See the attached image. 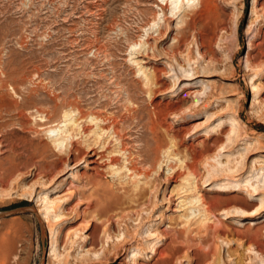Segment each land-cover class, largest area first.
<instances>
[{"label":"rangeland","instance_id":"374dc122","mask_svg":"<svg viewBox=\"0 0 264 264\" xmlns=\"http://www.w3.org/2000/svg\"><path fill=\"white\" fill-rule=\"evenodd\" d=\"M194 1L186 6L194 9L190 8V13L186 9L194 18L193 26L179 18H167L160 21L157 33L149 29L155 12H159L154 7L157 0H0V66L5 71L4 76L0 75V212L25 209L0 219V244L1 238L13 240L8 264H57L64 258L67 264H257L264 260L262 253L248 251V243L237 234L238 229L263 224L264 208L260 215L248 219L221 220L227 228L218 233L186 234L172 211L168 195L172 185L162 177L164 170L144 185L145 196L129 192L115 204L92 191L89 181L80 177L82 171L90 173L88 157L75 164L63 149L60 152L52 148L46 134L38 129V121L32 119L35 107H52L54 94L59 96L58 104L75 102L85 112L105 113L118 124L123 149L131 153L139 168H145L144 160L151 158L147 152L152 142L150 102L176 103L180 107L167 115L168 135L163 129L157 130L162 131L159 136L167 143L173 142L171 132L181 127L188 130L182 136V145L173 148L176 160L172 164L189 162V143L199 150L200 139L206 142L209 158L219 155L218 145L211 143V138L218 137L227 151L216 158L222 163L230 156L244 163L247 173L264 167V0H211L212 7L201 12L195 9L198 0ZM133 42L141 44L131 49ZM134 58L144 62L141 65L149 69L147 72L157 69L162 86L157 88L154 78L145 82L133 64ZM195 71L200 77L192 81L180 79ZM250 80L259 88L255 96L247 88ZM184 84L190 87L183 89ZM148 88L154 91L152 97ZM6 101L15 103L16 108H4ZM20 112L26 126L19 124ZM229 118L238 122L230 134L231 141L227 140L231 124L224 125L223 132L208 131L209 124ZM114 147L111 142L108 150ZM117 158L116 166H120L122 159ZM254 158L260 161L253 163ZM53 164L58 168L54 169ZM11 168L13 172L2 177ZM198 171L206 175L201 166ZM247 173L240 177L245 178ZM96 180L99 193L106 188L122 194L112 170H105ZM201 192L208 197L246 195L244 191L222 193L205 188ZM43 197L57 201L55 206L61 215L55 246L57 260L48 257L49 234L36 214L37 208H42ZM61 198L67 203L58 202ZM79 200L83 204L91 201L92 206L101 203L100 213L90 209L77 216L84 207ZM232 202L219 200L218 210L240 206L239 201ZM94 226V238L82 240V235ZM66 232L77 236L71 239Z\"/></svg>","mask_w":264,"mask_h":264},{"label":"bare ground","instance_id":"6f19581e","mask_svg":"<svg viewBox=\"0 0 264 264\" xmlns=\"http://www.w3.org/2000/svg\"><path fill=\"white\" fill-rule=\"evenodd\" d=\"M157 1H158V4L154 5V7L156 9H158L159 12H155V14H154V16L150 22L149 29H153V30L155 29V31L157 33H160L159 23H160V21L164 22L167 18H171L172 20L179 18V20L184 22L185 25H187L189 27L193 26V22H194L193 19L194 18H191L190 14H189L191 12V10H190L191 7L188 8L190 11H189V13H187L186 12V9H187L186 6L187 5L189 6V3H191V4L194 3L195 2L194 0H157ZM253 2H255V0H253ZM197 3H198L197 7L195 8V6H194V8L198 9L201 12V11L206 10L209 6H211L210 4L212 3V1L211 0H198ZM212 5H213V3H212ZM192 10H194V9H192ZM178 23H180V22H178ZM176 27H178V25H176ZM145 30H147V27ZM147 35H149V34H147ZM144 36H146V35L144 34ZM178 42L180 43L181 41H178ZM140 44H141L140 42L139 43L133 42L130 45V47H131V49H135V47H137ZM147 47H148V45H147ZM134 55H135V53H134ZM142 63H144V62H141V60H136L135 58L133 60V64L138 66L137 71L141 74V77L143 76V80L145 82L149 83L150 78H154L155 86H157V88H158L161 84H160L159 78H157V76H158L156 74L157 69L156 70L153 69L152 71L147 72L149 69L144 67L143 65H141ZM251 65H252V63H251ZM136 73L137 72H135V74ZM198 73H199V71H195L192 75H186L187 77H181L180 76V79L192 81V80L200 77V75ZM0 75H2V76L5 75V71L1 66H0ZM12 83H16V82L13 81ZM0 85H1V87L3 86L1 79H0ZM15 87H17V86L15 85ZM147 87H148V85H147ZM187 87H190V84H184L183 85V89H185ZM5 88H7V87H4V89ZM247 88L251 89L253 91L252 93H254V96L256 94H258V92H259V88H257V86H255L253 83H251V80L248 82ZM149 89L150 88H148V90ZM155 91H158V90H155ZM4 93H5V91H4ZM147 93L149 94V96H151V94H154V91H151V89H150V91H148ZM49 94H51V93H49ZM0 95H2V94H0ZM207 95H205V97ZM58 98H59L58 95H55V94L53 95V97L51 99L53 102L52 107H49L46 109L35 107V115L33 116L34 118H32V119L33 120L35 119V121H38V124H37L38 129H40V131H43V133L46 134L47 138L50 140V144L53 146L52 148H54L55 150H59V151L63 149L66 152L65 153L66 156H70L71 160L75 161V164L84 162L83 161L84 157L85 156L88 157L86 163L89 164L88 169H89L90 173L87 174L86 172L82 171V173L80 174L81 178H84V180L86 179L89 181L88 185L90 184L91 188L89 186V187H87L88 189L90 188V189H92V191H94V192L96 191L97 194H99V195L102 194L103 197L110 199V200H113L116 204L118 201L122 200L121 198H123L124 195L130 194L129 192H131L133 195L135 194L134 192H138L137 195H139V197L145 196V191L143 190L144 185H146L149 182V179H151L152 177L158 176V174L164 170V173L163 174L161 173V174H162V177L165 180L167 179L168 182L172 185L168 195L170 197V200L172 201V204H173L172 211L176 213V219L178 220L179 227L182 229L181 231H184L186 234H194V235L196 234L199 236L200 235L206 236L209 232L218 233L221 229L222 230H223V228L226 229L227 225L224 224L221 220H228V219L236 218V217H240L242 219H248L250 217L260 215V213L263 212L262 209L264 208V184L262 185L259 183H264V167L260 166L259 168L252 169V170H250L249 173H247L248 170L245 169L244 163L239 162V161L235 160L234 158L230 159V156H226V163H222L221 161H219L216 158L218 156H221L222 154L226 153L227 151L224 150V148H225V147H223L224 143L220 142L221 141L220 138H218V137L211 138L212 145H218L217 147L220 150L219 155L217 154L216 156L209 158L208 155L206 154L207 148L205 149L206 142L204 140L200 139V140H198V142L200 144H202V148L199 150H196L194 148L193 144L189 143V148L191 149V152H192V156L190 157L191 160L189 162L181 161V162H179L180 164H178L179 166L172 164L171 161L173 159L176 160V158L174 157L175 153H173V148H176V147H174L175 145H178V146L182 145V142H181V139L183 138L182 136L184 134L188 133L187 132L188 130L181 127L179 129L171 132L172 135L170 134L171 135L170 137H171V139H173V142H171V143H167L166 140H164L162 138L163 136L162 137L159 136V134H161L160 132H162V131L159 130L160 132L158 133L157 130L163 129L164 130L163 132H165V135H168L169 128L167 126V120H166L167 115H169L171 113L173 114V111H175V109L177 110V108L180 107L178 104H176V103L175 104H170V103L162 104L161 102L151 100L150 105H149V106H151V108H150L148 114L150 117L149 131L151 132V135H152V138L150 141H152V142H150L151 144L147 143L148 144L147 145V152L151 153V155L149 154L151 156V158L149 161L147 159L144 160V162H145L144 164L146 165L145 168H139L140 166L138 167V165L133 161V158L130 155L131 153L128 154L125 151L126 149L125 150L123 149V143H122L121 137L119 136V133H118V128H117L118 124L116 123L115 119H113L112 117H109V115L105 116L104 115L105 113L102 115L99 113H89L87 111L85 112L78 105L79 103L77 104L75 102H62V103L58 104L57 103ZM11 99H12V97H11ZM13 100H15V99H13ZM129 102H130V100H129ZM3 105H4V108H7V109L9 107H15L16 108V104L12 103V102L7 103V101H6L5 104H3ZM47 105H49V104H47ZM126 107H127V105H126ZM129 107H131V106H129ZM4 112H5V109H4ZM132 112H134V108H133ZM26 115H27V113H26ZM128 115L126 117H128ZM19 118L21 119L19 124H21V126H26L27 121L24 118V114L22 112L19 113ZM129 118H131V117H129ZM32 119H30V120H32ZM226 124L232 125V128L230 127L231 130H229L230 132H228V134L225 133V134H227V140L231 141L230 134H232L234 132V126L238 125V122L235 119L229 118L226 121H223L222 119L217 120V121L209 124L207 129H208V131H212V132H214L216 130L222 131L224 125H226ZM30 129H33V128L31 127V128H29V130ZM149 135H150V133H149ZM168 141H169V139H168ZM111 142L114 143L115 147L113 150H108V145H109V143L111 145ZM219 143H221V144H219ZM0 145H1V142H0ZM144 147H145V145H144ZM109 148H110V146H109ZM143 151H146V150H143ZM146 153L145 154L143 153V154L146 156ZM176 155H177V152H176ZM231 155H233V154H231ZM118 156L122 159V163L120 166H118L119 164L116 166L117 162L119 161V159L117 158ZM147 158H149V157H147ZM52 159H54V158H52ZM147 161H148V164H147ZM258 161H260V160H258V158H254L252 160L253 163H256ZM33 162H35V161H33ZM60 162H62V161H60ZM64 162H66V160L63 161V163ZM57 164L52 165L54 169L58 166ZM199 166L204 168V170L206 172L205 176L200 175V173L198 171ZM17 167L18 166H15L14 169H17ZM107 169L112 170L113 174L116 176L117 183H118L117 187L119 188L120 191H122V194L116 193V191H113V190H106V188L101 193H99L98 189L96 188V185L98 184V181L100 179L98 178L99 180L97 181L96 177H101L102 173ZM43 170H45V169H43ZM259 170H262L261 174H259L257 172ZM51 171H52V169H51ZM12 172H13V168L2 173V177L8 176ZM42 173H44V171ZM246 173H247V176L245 178L240 177L241 175L243 176ZM55 174L56 173H54V175ZM219 174L222 175V177H218L217 175H219ZM0 184H1V181H0ZM83 187H85V185ZM152 188H153V186H152ZM154 188H155V186H154ZM202 188L203 189L205 188L206 190H211V191L213 190V191H218V192H222V193L225 191L229 192L230 190L240 191V192L244 191L246 193V195L244 197L236 195V194L225 195V196L213 195V196L208 197L201 192ZM70 189H71V187H70ZM151 189L149 191H151ZM71 196H72V191L68 197L70 198ZM82 196H78V197H82ZM62 199L63 198L58 199V202L61 201ZM219 200H222L225 203H230L232 201H235V202L239 201L240 206L237 208H231L230 210H228L229 208L227 209L226 207H225L226 209H222V210L219 209L218 210V201ZM41 201L43 202L42 208H40V209L37 208L38 210H36L37 211L36 214H38V221L41 224H43V223L46 224L47 231L49 234L48 235L49 236L48 257H51L52 259L57 260L59 258V256L55 253V250H56L55 246L57 244L58 234H60L58 226L61 223V215H60V213H58V210H57L58 206L57 205H56L57 207L55 206V203L57 201L48 200L46 197H43L41 199ZM62 201H63V203H67L66 202L67 200H65V199ZM104 201H105V199H104ZM79 202H80V200H79ZM90 202L88 201L86 204H83V201H82L79 203L80 205H84V207L80 210L79 214L77 213V216H79L80 214H85L88 210L90 211V209L96 211L97 215L100 213V211L98 210V206H100L101 203H95V205L92 206L91 205L92 203H90ZM105 202H107V201H105ZM84 203H85V200H84ZM129 203H131V202H129ZM232 203H234V202H232ZM111 205H112V203H111ZM36 206H37V204H36ZM105 207H108V206L106 205ZM103 214H104V212H103ZM92 215H93V213H92ZM115 215H117L116 217H118V214H115ZM217 215L222 216V218L220 219L219 217H217ZM96 217L97 216H95V218ZM262 221H263V224L258 225L254 228L245 227L243 230L238 229L237 234L239 236L244 237L245 241L248 243V246H249L248 251H252L254 254H257L259 252V253H262L264 255V235L261 236V231L264 230V219ZM55 222L59 223V224H56V226H54ZM95 229H96V227L94 226L93 229L91 230V232L87 233L84 236L82 235V240H84L85 242H88L89 240H91L93 235H94ZM228 229H227V231H228ZM66 235L72 239L74 236L75 237L77 236V233L70 235L68 232H66ZM1 240L2 241L0 244V264H8L10 262L9 256L12 253V252L10 253V247L12 246L13 240L8 239V238H1ZM72 245H75V242H73ZM157 245H159V243ZM150 252L152 254L155 253V244L153 246H151ZM12 255H14V254H12ZM93 255H96L95 252ZM75 259L76 260H80V259L82 260V258L80 256H75ZM67 262H68L67 258H64L63 260H58L57 264H67ZM130 264H135V262L133 261ZM257 264H264V260L260 261Z\"/></svg>","mask_w":264,"mask_h":264},{"label":"water","instance_id":"95a60500","mask_svg":"<svg viewBox=\"0 0 264 264\" xmlns=\"http://www.w3.org/2000/svg\"><path fill=\"white\" fill-rule=\"evenodd\" d=\"M24 211H25V209H17V210L10 211V212H0V219L6 218V217H9L12 215H17V214L22 213Z\"/></svg>","mask_w":264,"mask_h":264}]
</instances>
